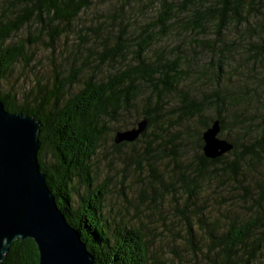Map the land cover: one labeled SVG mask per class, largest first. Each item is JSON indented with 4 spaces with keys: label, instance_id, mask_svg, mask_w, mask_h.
I'll use <instances>...</instances> for the list:
<instances>
[{
    "label": "trees",
    "instance_id": "obj_1",
    "mask_svg": "<svg viewBox=\"0 0 264 264\" xmlns=\"http://www.w3.org/2000/svg\"><path fill=\"white\" fill-rule=\"evenodd\" d=\"M98 1L105 10L81 25L73 49H65L61 60L72 61L68 71L55 67L50 86L35 76L34 86L19 96L13 88L0 91L7 112L41 124L39 169L66 222L93 264H160L152 233L167 217L184 223L183 236L175 235L192 264L198 254L201 264H264V0H0V82L17 64L30 65L28 46L41 43L54 53ZM31 24L34 38L9 42ZM171 39L174 46L158 48ZM99 66L112 72L97 76ZM203 79L209 87L191 93L188 85ZM141 119L148 124L134 142L111 138L109 164L133 157L138 186L133 199L116 193L123 213L109 216L106 200L117 183L125 187L126 173L120 181L96 183L94 158L106 123L115 133ZM184 119H195L197 127L174 132ZM214 121L232 149L211 160L203 156L201 137ZM257 171L251 190L246 177ZM222 178L238 186L249 205L241 220L230 207L215 216L207 210L205 188ZM37 260L32 240H16L2 264Z\"/></svg>",
    "mask_w": 264,
    "mask_h": 264
},
{
    "label": "water",
    "instance_id": "obj_2",
    "mask_svg": "<svg viewBox=\"0 0 264 264\" xmlns=\"http://www.w3.org/2000/svg\"><path fill=\"white\" fill-rule=\"evenodd\" d=\"M141 119L130 129L117 131L114 144L134 142L146 129ZM40 123L21 113L7 112L0 101V264L16 240L34 242L37 264H93L79 233L58 209L38 165ZM214 121L202 134V152L214 160L232 149L219 137Z\"/></svg>",
    "mask_w": 264,
    "mask_h": 264
},
{
    "label": "rangeland",
    "instance_id": "obj_3",
    "mask_svg": "<svg viewBox=\"0 0 264 264\" xmlns=\"http://www.w3.org/2000/svg\"><path fill=\"white\" fill-rule=\"evenodd\" d=\"M11 1V0H9ZM107 4L101 3L100 1L97 2V5L91 10L84 12L80 19L74 24V27L71 28V31L67 34V36L62 37L56 44L55 48L56 51L53 53V51L49 48L43 47L41 43H37L33 46L27 47V54L31 55L33 54L34 59L31 61L29 66H24L23 63L17 64V66L13 69L12 75L8 77L7 80L0 82V91L2 93L6 92L10 88H13L14 91L19 95H21L23 92H26L28 89L32 88L34 86L35 76L39 79H42L41 84L51 85V82L53 80L52 76L54 74L53 70L56 67L58 70H64L68 71L69 64H72V61L69 60L64 64L61 59H64L66 57V54L68 51L72 50L74 45L77 42L76 38V31L78 28L86 24L92 23L93 20L96 18L94 15L101 14L102 11L105 10ZM95 12V13H94ZM135 14H138V12L135 10ZM134 17V15H133ZM140 18V16L138 17ZM141 19V18H140ZM142 20V19H141ZM36 33V28L34 24H31L28 27H25L20 32H18L16 35H14L9 42H18L22 40H27L28 38H34ZM44 37V36H43ZM45 38V37H44ZM44 40V39H43ZM176 40H166L160 42L157 46L159 47H166L170 48L175 45ZM67 49L68 51H65ZM53 53V54H52ZM237 57L238 54L236 55ZM53 59V64L51 63V60ZM87 74L92 75L96 74L93 70L91 71L90 68L85 69ZM89 72V73H88ZM97 76L101 77H107L109 76L110 72H112V68L109 66H99L97 70ZM101 74V75H98ZM226 78H228V75H225ZM105 80V79H104ZM233 81H236V78H232ZM197 82H194L189 84V88L191 89V93H197L198 90H206L207 87H209L208 83L201 82L204 81V79L201 81L195 80ZM80 86L78 84L74 85L73 87H70L67 89L68 95L75 93ZM106 129L105 133L100 141L99 148L96 153V157L94 158V161H96L98 166V175L96 183L102 182L106 177H112L113 180L120 181L122 179V176L124 175L123 172H125V187L121 188L119 187V183L114 186L110 191V197L106 200V210L107 214L109 216L114 215L116 212H122L123 210L120 206V195H117V192H123L126 194L128 199H133L136 196V187L138 186V183L135 182V174H134V164L132 163V158L130 155H123V159L117 160L114 159L112 162V165L109 164V159L114 158L113 155H111L112 151L110 149L111 144V138L114 134L115 125L106 123ZM197 127L196 120L195 119H184L180 120L178 123V126L174 132H178L180 130H184L185 128L189 130L190 132H193ZM221 138V136H220ZM140 146V145H138ZM138 149V148H136ZM123 152H128V149H122ZM140 151V149H139ZM51 153L49 151L46 152V160L51 161ZM260 171V169H258ZM257 172H251L250 176L246 177L247 183H245V186L248 185L249 189H253V182L255 181V177L258 176ZM118 174L116 177L115 175ZM116 177V178H115ZM224 180V178H222ZM250 183V184H249ZM131 188V189H130ZM205 195L207 200V210L211 212L212 216L218 215L219 212H223L227 208H231L232 212L237 214V219L241 220L244 215L247 216L249 211L245 210L247 207L249 208V205H244L242 202L243 199H241V189L238 188L235 184L232 183V181H225L221 182V180H216L210 183L205 188ZM218 196H221L220 198ZM222 198V199H221ZM243 206V207H242ZM245 208V209H244ZM131 208H129V216L131 214ZM155 230H153L152 234H155V237L157 240L155 241V247L153 250V253L157 255L156 253H160V264H192L194 263L193 256L190 252L185 251L184 249V243L183 240L180 237L177 236H183L185 226L184 223L177 218L167 217L165 222V227L161 223H157L155 225ZM166 228L170 229L171 232L168 233L166 231ZM160 232H162V235L160 236ZM159 234V235H158ZM176 234V235H175ZM158 239H162V241H158ZM172 248L176 252V255L172 253ZM264 252V251H263ZM195 261L198 264H201L203 261V257L201 254H198Z\"/></svg>",
    "mask_w": 264,
    "mask_h": 264
}]
</instances>
